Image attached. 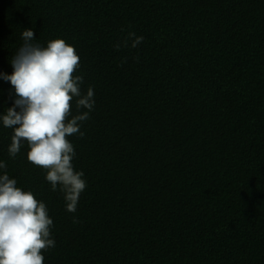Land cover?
Instances as JSON below:
<instances>
[{
  "label": "trees",
  "instance_id": "16d2710c",
  "mask_svg": "<svg viewBox=\"0 0 264 264\" xmlns=\"http://www.w3.org/2000/svg\"><path fill=\"white\" fill-rule=\"evenodd\" d=\"M28 28L74 46L95 100L68 137L75 212L0 126L3 171L53 221L43 264H264V0H0V72Z\"/></svg>",
  "mask_w": 264,
  "mask_h": 264
},
{
  "label": "clouds",
  "instance_id": "9594fccd",
  "mask_svg": "<svg viewBox=\"0 0 264 264\" xmlns=\"http://www.w3.org/2000/svg\"><path fill=\"white\" fill-rule=\"evenodd\" d=\"M21 38L23 43L10 63L12 72H0L12 95L11 106L0 112V126L11 129L7 154L15 158L26 145V160L44 169L51 190L59 188L63 193L65 210L75 212L86 180L74 168L75 150L68 137L83 136L80 127L94 107V91L89 86L81 92L83 76L74 75L80 57L73 45L55 38L41 46L33 42L31 28L22 31ZM5 168L0 160V264H43L42 250L55 246L52 218L45 202L17 186Z\"/></svg>",
  "mask_w": 264,
  "mask_h": 264
}]
</instances>
